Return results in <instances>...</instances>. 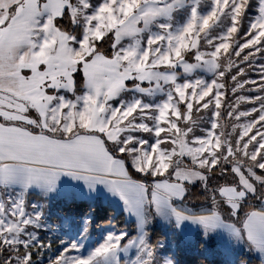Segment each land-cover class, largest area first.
<instances>
[{"label":"snow or ice","instance_id":"6c2138e0","mask_svg":"<svg viewBox=\"0 0 264 264\" xmlns=\"http://www.w3.org/2000/svg\"><path fill=\"white\" fill-rule=\"evenodd\" d=\"M0 264H264V0H0Z\"/></svg>","mask_w":264,"mask_h":264},{"label":"rangeland","instance_id":"374dc122","mask_svg":"<svg viewBox=\"0 0 264 264\" xmlns=\"http://www.w3.org/2000/svg\"><path fill=\"white\" fill-rule=\"evenodd\" d=\"M93 238H95V233H93Z\"/></svg>","mask_w":264,"mask_h":264},{"label":"trees","instance_id":"16d2710c","mask_svg":"<svg viewBox=\"0 0 264 264\" xmlns=\"http://www.w3.org/2000/svg\"><path fill=\"white\" fill-rule=\"evenodd\" d=\"M99 223V222H98Z\"/></svg>","mask_w":264,"mask_h":264}]
</instances>
